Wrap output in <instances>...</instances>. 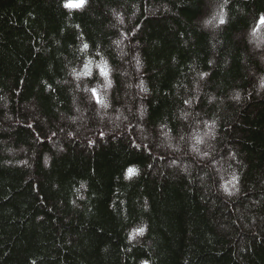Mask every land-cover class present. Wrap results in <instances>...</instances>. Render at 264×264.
<instances>
[{
    "label": "trees",
    "instance_id": "16d2710c",
    "mask_svg": "<svg viewBox=\"0 0 264 264\" xmlns=\"http://www.w3.org/2000/svg\"><path fill=\"white\" fill-rule=\"evenodd\" d=\"M64 2L0 0V264H264V0Z\"/></svg>",
    "mask_w": 264,
    "mask_h": 264
},
{
    "label": "rangeland",
    "instance_id": "374dc122",
    "mask_svg": "<svg viewBox=\"0 0 264 264\" xmlns=\"http://www.w3.org/2000/svg\"><path fill=\"white\" fill-rule=\"evenodd\" d=\"M219 5V3L218 2H214L213 3V5H212V8H213V11L211 12V13H208L204 18H203V23H204V21L205 20H211L212 21V23L211 24H208L207 26H205V24H204V26L207 28H210V29H212V28H216V27H219V25H218V20L221 18V15L223 16V14H224V12H223V10L222 9H220V7L218 6ZM247 42H248V45L250 46V48L254 51V52H257V51H260L261 50V48H262V46L264 45V33H263V31H258L257 33H255V34H248L247 35ZM259 59H261L260 61H261V63L262 64H264V54H262L261 55V57H259ZM76 81V80H75ZM257 81H259V79L257 78ZM256 82V81H255ZM258 84H259V82H258ZM260 85V84H259ZM258 85V86H259ZM260 87H261V89H262V87L263 86H261L260 85ZM127 89L128 90H130L131 89V86L130 85H128V87H127ZM259 90H260V88H258ZM108 107H105V108H99L101 111L103 110V109H107ZM101 113V112H100ZM102 113H104V112H102ZM76 116H78V113H77V115ZM79 117V116H78ZM98 118L99 119H102V118H105L102 114H99L98 115ZM116 118H118V116L116 117ZM119 118H120V116H119ZM80 120V118H77L76 119V121H79ZM204 138H203V140L205 139V138H210V137H212L213 136V133H211V131H208V127H207V129H205V132H204ZM203 141H201L200 142V144L199 145H202L203 143H202ZM51 143H52V141H51ZM202 147V146H201ZM192 152L193 153H196V154H199L200 152H199V150L198 151H196V150H193L192 149ZM173 165H175V166H177V165H179L178 163H174ZM181 166V165H180ZM213 166H215V165H213ZM182 167V166H181ZM183 168V167H182ZM233 191H234V189H232ZM221 191H222V193H224L225 195H226V197H228L230 194H228V192L226 191V189H225V185L224 184H222V187H221ZM238 192V191H237ZM234 194H235V192H234ZM226 197H224V198H226Z\"/></svg>",
    "mask_w": 264,
    "mask_h": 264
},
{
    "label": "snow or ice",
    "instance_id": "6c2138e0",
    "mask_svg": "<svg viewBox=\"0 0 264 264\" xmlns=\"http://www.w3.org/2000/svg\"><path fill=\"white\" fill-rule=\"evenodd\" d=\"M225 2H227V0H225ZM87 3V0H65V2L62 4V7L65 9V10H80V9H83L85 4ZM212 21L211 20H205L204 21V24L205 26H207L208 24H211ZM225 24V20L223 18L219 19L218 21V25H224ZM258 26H264V16H261L259 18V21H258ZM253 34H255V30L253 32ZM88 48V45L85 44L83 46V50H87ZM100 74L107 77L108 75V71H107V65L104 64L102 66H100ZM83 75L87 76V75H90V72L87 70L83 73ZM264 86V85H262ZM92 95L93 96H96V92L95 90H92ZM97 102L98 103H101L102 101L99 100V98H97ZM132 169H128V173L131 174L132 173ZM144 232V229L143 228H140L138 230V235H142Z\"/></svg>",
    "mask_w": 264,
    "mask_h": 264
},
{
    "label": "clouds",
    "instance_id": "9594fccd",
    "mask_svg": "<svg viewBox=\"0 0 264 264\" xmlns=\"http://www.w3.org/2000/svg\"><path fill=\"white\" fill-rule=\"evenodd\" d=\"M85 71H87V69Z\"/></svg>",
    "mask_w": 264,
    "mask_h": 264
}]
</instances>
